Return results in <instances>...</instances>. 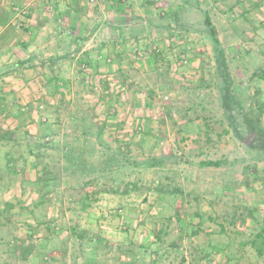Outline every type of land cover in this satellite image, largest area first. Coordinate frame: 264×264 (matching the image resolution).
<instances>
[{"label": "rangeland", "instance_id": "1", "mask_svg": "<svg viewBox=\"0 0 264 264\" xmlns=\"http://www.w3.org/2000/svg\"><path fill=\"white\" fill-rule=\"evenodd\" d=\"M0 264H264V0H0Z\"/></svg>", "mask_w": 264, "mask_h": 264}, {"label": "trees", "instance_id": "2", "mask_svg": "<svg viewBox=\"0 0 264 264\" xmlns=\"http://www.w3.org/2000/svg\"><path fill=\"white\" fill-rule=\"evenodd\" d=\"M206 25L209 27V32H210V35L213 38L214 43L218 44V39L216 38L214 30L211 28V24H210L209 20H206ZM23 47H25V46H23ZM208 163H210L211 165H215V166L219 164L218 161H210Z\"/></svg>", "mask_w": 264, "mask_h": 264}, {"label": "crops", "instance_id": "3", "mask_svg": "<svg viewBox=\"0 0 264 264\" xmlns=\"http://www.w3.org/2000/svg\"><path fill=\"white\" fill-rule=\"evenodd\" d=\"M78 9V10H77ZM73 11H79V7L76 8L75 10ZM64 12H67V10H65ZM64 12H59L61 15H64L65 13ZM78 44H79V39L77 40ZM25 46V45H24Z\"/></svg>", "mask_w": 264, "mask_h": 264}, {"label": "built area", "instance_id": "4", "mask_svg": "<svg viewBox=\"0 0 264 264\" xmlns=\"http://www.w3.org/2000/svg\"><path fill=\"white\" fill-rule=\"evenodd\" d=\"M93 1V0H92Z\"/></svg>", "mask_w": 264, "mask_h": 264}]
</instances>
